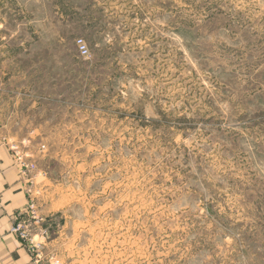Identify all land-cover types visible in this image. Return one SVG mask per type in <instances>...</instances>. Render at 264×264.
I'll return each mask as SVG.
<instances>
[{
	"label": "rangeland",
	"instance_id": "374dc122",
	"mask_svg": "<svg viewBox=\"0 0 264 264\" xmlns=\"http://www.w3.org/2000/svg\"><path fill=\"white\" fill-rule=\"evenodd\" d=\"M0 68L46 264H264V0H0Z\"/></svg>",
	"mask_w": 264,
	"mask_h": 264
},
{
	"label": "crops",
	"instance_id": "0c3cea01",
	"mask_svg": "<svg viewBox=\"0 0 264 264\" xmlns=\"http://www.w3.org/2000/svg\"><path fill=\"white\" fill-rule=\"evenodd\" d=\"M15 95L8 89V83L2 82L0 74V264H31L26 250L10 232L11 225L25 211L36 178L31 183L21 174L11 150L12 144H16L11 143L16 142L11 119L18 114L10 109L22 101L19 94ZM18 147L22 152H32Z\"/></svg>",
	"mask_w": 264,
	"mask_h": 264
},
{
	"label": "built area",
	"instance_id": "2783aa9c",
	"mask_svg": "<svg viewBox=\"0 0 264 264\" xmlns=\"http://www.w3.org/2000/svg\"><path fill=\"white\" fill-rule=\"evenodd\" d=\"M77 45L81 55L87 54V48L82 40H78ZM44 147H45L44 145L41 146V148ZM11 150L13 151L15 158H16V153H19V160H17V162L21 174H23V176L27 178L28 181L30 180V182L32 183V180L34 179L32 173L36 170V163L33 154L28 151L22 152L20 149H17L16 146L13 145L11 147ZM25 213L26 214H23V216L20 219L18 218L11 225L10 232L13 233L18 238L21 245L26 250L27 254L30 257L31 264H46L44 258L45 255H43L42 252V247H43V240L45 239V235L47 234V231L42 230L38 234L41 240L34 239V235L32 233L29 219L31 217H34L35 220H37V215L35 213L33 200L30 198V195L28 198V203L25 208ZM26 217H28L29 219H26ZM46 261L48 262L47 257H46ZM54 261L56 262L57 260Z\"/></svg>",
	"mask_w": 264,
	"mask_h": 264
}]
</instances>
